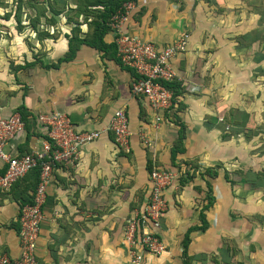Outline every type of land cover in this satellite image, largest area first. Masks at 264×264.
Returning a JSON list of instances; mask_svg holds the SVG:
<instances>
[{
	"label": "crops",
	"instance_id": "1",
	"mask_svg": "<svg viewBox=\"0 0 264 264\" xmlns=\"http://www.w3.org/2000/svg\"><path fill=\"white\" fill-rule=\"evenodd\" d=\"M137 3L122 22L129 34L161 47L189 33L187 47L171 61L182 90L157 124L146 97L130 90L135 72L115 51L82 44L59 61L72 24L29 45L15 40L10 56H0V117L22 102L35 117L64 111L80 129L103 128L118 108L129 120L127 149L102 132L79 147L75 161L53 169L36 239L38 264H129L124 225L147 198L149 165L176 177L152 228L165 250L146 253L144 264H264V0ZM114 37L108 30L102 39L110 44ZM37 58L42 64L10 69ZM51 63L57 66L44 65ZM36 130L29 149L40 147L38 121ZM181 130L183 150L173 159ZM5 165L0 158V171ZM18 197L0 191V255L20 253Z\"/></svg>",
	"mask_w": 264,
	"mask_h": 264
},
{
	"label": "built area",
	"instance_id": "2",
	"mask_svg": "<svg viewBox=\"0 0 264 264\" xmlns=\"http://www.w3.org/2000/svg\"><path fill=\"white\" fill-rule=\"evenodd\" d=\"M137 4V1L127 2L122 13L112 16L111 27L115 32L114 42L119 62L136 74L130 90L134 95L146 97L157 124L162 120V112L175 106L177 96L162 82L177 78L171 61L187 47L189 33L182 31L175 40L161 47L151 40L129 34L123 29L122 22ZM37 119L43 125L47 137L40 140V147L33 145L29 152L20 153L16 149V144L24 136L20 115L12 112L0 117V158L6 164L4 172L0 174V191L9 190L31 168H39L34 201L24 205L19 213L20 253L13 257L0 255V264H38L35 250L43 218L42 204L52 171L58 164L75 161L79 147L97 139L102 132L112 133L119 148L129 147V120L123 108L116 109L100 129L77 128L70 116L60 110L40 113ZM142 137L147 143V137ZM148 174L147 198L142 208L129 217L124 225L123 239L129 264H144L146 253L160 254L165 250L164 241L152 228L158 224L166 209L164 189L176 177V172L153 167Z\"/></svg>",
	"mask_w": 264,
	"mask_h": 264
},
{
	"label": "trees",
	"instance_id": "3",
	"mask_svg": "<svg viewBox=\"0 0 264 264\" xmlns=\"http://www.w3.org/2000/svg\"><path fill=\"white\" fill-rule=\"evenodd\" d=\"M82 1V2H81ZM138 0H77L76 7L84 8V10H77L75 11V15H79L80 13H83L84 16L88 19V15H91L90 23H91V34H81L82 36L78 35L80 31V25H75L71 27V34H67V40H68V49L65 52L63 58H58L59 61H61L64 58L72 57L75 54V51L80 48L82 44H88L90 46H94L95 48L99 50H103V52L107 53L109 51H115L116 53V44L113 41L112 43H106L102 39L103 34L108 31L112 30L111 22H112V16L115 14H120L124 11V6L127 2H136ZM74 9V8H72ZM54 16L56 13L55 11H52ZM68 21V20H67ZM19 29L23 28L22 26H18ZM20 31V30H19ZM45 33H42L41 36H39V39H43ZM118 58V57H117ZM119 60V59H118ZM37 61L41 60L37 58L35 61H25L23 64H16L14 68H12L13 71H16L18 69L22 68H28L35 65ZM46 67L50 66H57L56 63L51 64H44ZM13 65H11L12 67ZM168 89H170L175 96L176 94H179L182 90L181 81H179L177 78H174L170 81L162 82ZM14 112H17L20 115V119L23 122L24 127V143L19 147L20 153H27L31 149H29L28 141L30 140L32 135H40V132L36 130V123L38 121L37 117L34 116L24 105V103H20L18 105ZM230 116V114H229ZM42 135V134H41ZM183 131L179 133V136L176 138L175 144L172 148L173 150V159L174 155H176V152H180L183 150L182 145V138H183ZM42 137L46 138V134L44 133ZM5 167H3L2 171H0V174L4 172ZM153 166L149 165L148 169L149 172L152 170ZM207 173L214 174L213 171L210 169L206 170ZM183 175V174H182ZM39 180V168L34 167L31 168L29 171H27L22 177L18 178L11 186V188L7 191L14 190L18 194V202H19V212L17 217V223H18V230H19V213L20 209L26 205V204H32L34 201V191L37 186ZM207 187H210V185L207 182ZM207 197H210V194H207ZM201 217L203 218V214H201ZM188 243V239L184 241V253L186 252V246Z\"/></svg>",
	"mask_w": 264,
	"mask_h": 264
},
{
	"label": "rangeland",
	"instance_id": "4",
	"mask_svg": "<svg viewBox=\"0 0 264 264\" xmlns=\"http://www.w3.org/2000/svg\"><path fill=\"white\" fill-rule=\"evenodd\" d=\"M75 5L77 0H0V56H10L8 53L13 51L15 40L29 45L37 42L36 37L39 38L42 33L46 34L44 36H57L60 27L66 23L80 25V36L91 34V15L88 19L83 13L75 15L76 9L84 10ZM52 11L56 13L54 16Z\"/></svg>",
	"mask_w": 264,
	"mask_h": 264
}]
</instances>
